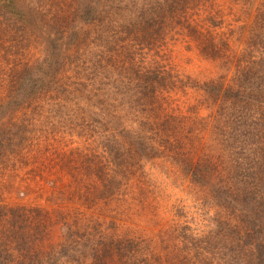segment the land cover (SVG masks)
<instances>
[{
  "label": "rangeland",
  "instance_id": "374dc122",
  "mask_svg": "<svg viewBox=\"0 0 264 264\" xmlns=\"http://www.w3.org/2000/svg\"><path fill=\"white\" fill-rule=\"evenodd\" d=\"M172 1L15 0L17 13L0 10V100L6 97L0 101V264H252L258 258L254 246L264 244V221L250 202H263L264 184L249 201L238 192L246 173L231 148L241 138L222 124L220 99L247 86L246 76L254 84L261 81L255 72L264 77V0H187L176 15ZM87 4L110 16L107 33L98 34L97 20L75 22L71 14ZM165 16L173 17L169 27ZM143 25L158 37L142 42ZM48 30L54 35L43 43ZM61 31L68 34L64 42L76 32L85 36L58 77L60 85L72 84L73 96L39 81L55 54L46 50L60 42ZM110 40L117 45L103 47ZM21 74L23 89L9 91L6 81ZM156 76L168 81L158 89L160 101L128 119L130 96L139 101ZM32 91L40 93L35 101L22 99ZM107 97L106 110L126 116L122 133L102 126ZM244 117L262 134L249 139L262 141L264 108L246 107ZM145 121L158 124L154 140L145 135ZM131 130L154 151L121 143L125 148L116 153L115 139ZM105 135L115 154L109 162L116 163L109 166L117 183L109 187L117 190L111 198L103 196L97 159Z\"/></svg>",
  "mask_w": 264,
  "mask_h": 264
},
{
  "label": "trees",
  "instance_id": "16d2710c",
  "mask_svg": "<svg viewBox=\"0 0 264 264\" xmlns=\"http://www.w3.org/2000/svg\"><path fill=\"white\" fill-rule=\"evenodd\" d=\"M187 0H180L176 1L173 0L171 4V8L173 11H175V15L177 14V10L181 12L180 10L183 9L182 2ZM7 4L4 6H0V10H5L8 11H14V14L17 13V6L18 4L15 2V0H7ZM88 5V4H87ZM85 5L83 8L78 9L76 7V10L71 14L73 15L74 18H76L75 22L78 21L79 19H82L84 21V18L87 19V21H95L97 20L98 23V34L101 36L105 33H107L108 30V24H109V19L110 16L108 14L98 12L95 14L96 9L92 8V6H87ZM74 8H70V11L73 10ZM79 14V15H78ZM9 15V14H8ZM19 16V14H17ZM162 17V16H159ZM79 18V19H77ZM172 16H165L164 21L165 24L169 27L172 25ZM66 23V22H65ZM148 25L152 26L153 21H146ZM174 23V22H173ZM146 28L147 34L143 33L142 36V42L146 41L147 39H152V37H158V33L150 29L148 26L143 25ZM162 30V29H158ZM53 30H48L47 35L48 39H46V36L42 39L43 43L48 42L51 36L54 34L52 33ZM190 31L195 32V29H190ZM126 33V32H125ZM67 33L65 31H61L59 33L60 36V42H57L58 44L54 45L53 50H46V52H55L54 58L50 60H45V62L42 65V79H39L43 83V87H51L55 89V87L60 88L63 92L64 95H71L73 96L74 92L73 89H71L72 84L64 83V85L59 84V75L65 71V66L68 65L70 62H72V56H71V48L74 46H81L83 45V40L85 39V36H81V33H73L70 34L68 37L70 38L71 42H64V39L67 38ZM140 35H141V30H140ZM74 39V40H73ZM154 43V42H153ZM110 44H116L115 42L113 43L112 40L106 42L103 44V47H107V45ZM156 44V43H154ZM154 44L149 45V49L151 50L154 47ZM117 45V44H116ZM115 46V45H113ZM115 48V47H114ZM213 48V47H212ZM113 50V49H112ZM72 60V61H71ZM111 60V59H109ZM30 70H28L29 72ZM26 72V69L21 72L24 73ZM115 72V71H114ZM256 74H253L252 76H256L257 78H260L261 81H259L258 84H254V81L252 82L249 76L247 78V81L245 84L247 86H243L235 90L234 88L230 89V91H226L225 95L223 94L220 101L222 102V106L224 107L220 115H223V117L220 120H223V125L230 124L231 125V131H232V137L234 140L241 138L240 140H237L231 148L232 156L237 155L239 157V160L241 164H239V167L242 166V171H244L246 174L243 175L242 181H240L241 187L238 188V192L242 197H246L248 195H257L258 189L260 185L264 184V138L262 141L256 142L257 140H251L249 138H260L261 137V132L258 130H250L249 126L246 124V117H244V110L246 107H251L252 109H260L263 111L264 108V91L259 92L258 89H256V86L261 87L264 90V77L259 75L257 72ZM25 74V73H24ZM22 75V74H21ZM23 76V75H22ZM23 78H20V76L16 78H12L10 81H6L7 88L10 91L11 89L15 92L18 93V91L23 89ZM237 79V78H236ZM242 79V77H241ZM240 78L236 81L239 83L241 80ZM165 81V78H161L160 76H156L155 79H149L146 83L150 85L149 87L143 88L142 90V96L140 97L139 101L135 98H132L130 96L129 100V105L130 108L125 109L127 110L128 113V119H131V116L135 111L139 110V113L144 111V107L148 105H153L156 102L160 101V95L158 89L160 87H167L168 84H165L168 81ZM236 83V85H237ZM35 84V83H34ZM37 85H38V80H37ZM26 86V85H25ZM55 86V87H54ZM261 90V89H260ZM48 91V90H46ZM83 91H85V87H83ZM251 92L250 94L248 92ZM7 92V91H6ZM44 91H42L43 93ZM40 94V93H39ZM39 94L36 92L33 93H26V95H23L22 99L26 101H35L36 98L39 97ZM13 93L10 92V95L7 96L10 99H15V96H12ZM130 95V94H129ZM103 99V114L101 116V123L103 128H110V125H115L116 134L117 132L122 133L126 127L124 126V123H128L127 120L125 119L126 116H123L119 114L122 112L121 110L117 111H112V110H106V105L110 103L111 105V99ZM6 97H3L0 101H4ZM17 102V101H15ZM134 104V105H133ZM9 109H12L10 105H8ZM151 111V110H150ZM226 112V113H225ZM237 113L239 114L238 116ZM152 116V115H151ZM108 118V119H107ZM150 118V117H147ZM146 123V124H145ZM158 126V124L153 123V122H144V130H145V135L147 137H150V140H154L156 138V132H155V127ZM120 128H123L122 130ZM243 128V130H242ZM113 134V135H114ZM113 135L109 134V136L105 135L103 139V153L100 155V158H97L99 163L101 159V165L103 167L102 175L100 176V180L103 182L102 187L104 190L103 196H107L108 198H111V196L115 193L113 191L114 188L110 189L109 187L113 186L116 183V180L112 176V172L110 169V165H115L116 163L109 162V157L113 155L115 158V154H113V151L108 149V137H114ZM121 136L122 139H115L116 147L113 148V150L116 153H119L120 151L123 150L126 146L129 149H132L133 151L137 150L139 148H143L146 146L150 149V152L154 151V148L148 144V138L145 136L142 138L139 134H137L135 131H129L125 132ZM161 137V135H160ZM244 138V139H242ZM108 139V140H107ZM121 143H124L125 147H122ZM150 143H153L150 141ZM110 150V152H108ZM110 155V156H109ZM103 157V158H102ZM258 160L260 162L258 163ZM96 161V160H95ZM190 167L193 169V164H190ZM193 174L192 175H197L194 172V169L192 170ZM239 176V175H237ZM197 177V176H196ZM205 177V176H204ZM203 177V178H204ZM256 183V184H255ZM256 185V187H255ZM261 192H264V188L261 190ZM253 197H246L245 199H249ZM261 198L263 199V202L254 203V201H251V210L255 208L256 213L259 215V217L264 221V196L261 195ZM259 198V199H261ZM254 199V198H253ZM262 208L261 210H259ZM264 227V223H263ZM7 243V242H6ZM5 243V244H6ZM255 250L258 251V258L254 257L252 258V264H264V244L261 245V243H258L257 245L254 246Z\"/></svg>",
  "mask_w": 264,
  "mask_h": 264
}]
</instances>
